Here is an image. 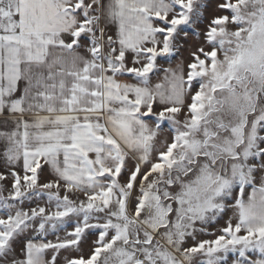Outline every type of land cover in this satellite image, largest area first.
<instances>
[{
    "label": "snow or ice",
    "instance_id": "6c2138e0",
    "mask_svg": "<svg viewBox=\"0 0 264 264\" xmlns=\"http://www.w3.org/2000/svg\"><path fill=\"white\" fill-rule=\"evenodd\" d=\"M0 264H264V0H0Z\"/></svg>",
    "mask_w": 264,
    "mask_h": 264
}]
</instances>
